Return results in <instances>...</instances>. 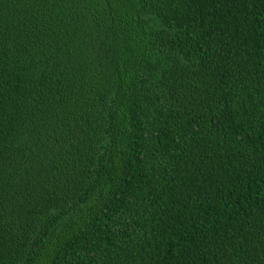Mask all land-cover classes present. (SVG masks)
<instances>
[{
  "label": "trees",
  "instance_id": "1",
  "mask_svg": "<svg viewBox=\"0 0 264 264\" xmlns=\"http://www.w3.org/2000/svg\"><path fill=\"white\" fill-rule=\"evenodd\" d=\"M0 264H264V0H0Z\"/></svg>",
  "mask_w": 264,
  "mask_h": 264
}]
</instances>
